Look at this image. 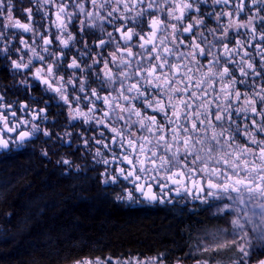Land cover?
I'll return each instance as SVG.
<instances>
[{
  "label": "snow or ice",
  "instance_id": "1",
  "mask_svg": "<svg viewBox=\"0 0 264 264\" xmlns=\"http://www.w3.org/2000/svg\"><path fill=\"white\" fill-rule=\"evenodd\" d=\"M204 2L207 3L208 0ZM230 2L231 0H212L215 5H228ZM145 3L147 9L158 8L162 12L166 11V19L153 16L148 21L151 31L147 33V39L128 26L129 22L140 26L139 18L144 16L147 9L139 6ZM251 3L260 5L264 4V0H251ZM50 4L55 8L53 24L60 31H66L73 16L80 13L84 17L78 20L82 34L86 21L87 27L99 26L102 33L105 31L103 23L107 22L113 25L126 45L134 36L143 41L138 45L143 52L134 60L133 57L138 54L130 47L121 48L112 32H107L108 40L100 39L97 47L115 44L116 51L109 55L112 63L117 65L118 71L113 72L109 61L103 60L104 79L101 86L107 90L106 82L117 94L112 95L109 92L108 95L101 96L96 89H91V96H84L91 104L87 112L79 107L70 112L72 119L83 118L86 124L94 121L96 125H104L114 134L111 143L123 150L119 156L112 153L111 160L105 158L102 163L110 165L119 162L129 167L116 168V174L106 169L101 174L104 177L101 182L118 184L121 179L127 181L132 185V189L126 190V196L116 198L133 203L137 202L133 191L140 193L148 203H164V189L168 185L162 183L163 180L177 186L169 188V191L189 193L192 199H198L203 204H208L211 200L214 204L222 205L217 206V213L221 217H232L228 221L232 239L212 235L201 241L198 251L201 255L209 254V259L197 260L195 264H219L212 254L221 253L228 248H235L240 254V258L233 261V264H248V259L255 249L246 231L247 225L250 224L252 231L258 233L256 247L264 248V15H259L261 9L256 8V14H246L245 21L239 20L240 13L246 7L244 0H240L235 13L223 10L218 13H205L206 16L215 15L217 22L222 17H228L227 24L221 25V36L218 39L222 50L218 54L212 50L216 45L204 36L203 31L199 32V36L201 43L207 45V49L196 42L193 30L203 26L204 20L190 15L192 11L200 12L199 5L194 4L193 0H164V4L170 5L166 10L163 4H157L156 0H83L72 5L75 12L67 11L69 5L64 0L58 4L55 0H41L37 10L48 16V11L44 9ZM86 5H90L92 10H88ZM106 6L111 10L102 15L101 10H105ZM15 7L13 0H0V29H3L0 30V41L5 39L6 30L10 28L25 33L31 32L33 37L37 34L31 23L32 8L20 9L28 20V23H24L14 17ZM186 18L190 22L185 25ZM115 20L120 21V26H115ZM257 20L260 21L259 27ZM240 29L248 30L247 41L237 39L235 47L232 48L223 43L230 30L239 34ZM207 31L215 35L217 29L209 28ZM184 33H189V43L186 47L190 50L186 52L179 50V45L185 43ZM40 38L43 51L48 52L47 45L52 43L51 39L45 38L43 34ZM56 39L67 48L75 37L69 33L66 40L60 39L59 36ZM257 40L259 42L253 45V55L247 47ZM19 43L28 48L31 55L27 62L23 55L11 60L12 68L31 71L34 67L33 60L40 61L41 66L35 68L32 78L46 85L45 91L56 93L60 100L71 106L72 101H69L66 94L64 77L57 78L59 87L54 86L48 79L55 77V73L60 70L61 57L57 56L52 63H47L45 57L26 40L21 39ZM169 44L172 47H169ZM148 45L152 46L151 49ZM12 51L22 53L23 49L13 48ZM0 52L7 54L8 44L0 48ZM117 53L121 55L118 56ZM233 56H239V60H234ZM257 56L259 66L255 62ZM170 57L175 62H170ZM198 57L207 63H202ZM145 60L149 61L146 67L143 65ZM100 62L101 60H93V64ZM67 67L79 69L81 65L73 58ZM257 78L261 81L259 85L256 84ZM117 82L119 87L115 88ZM19 83L31 87L27 80ZM67 83L75 85V80L70 77ZM238 85L249 90L241 91ZM79 91H85L83 81ZM3 101L4 95L0 94V151L10 150V144L16 149L22 148L41 131L45 136H52V132L41 129L35 123L31 124L30 130L22 129L21 125H29L30 121L17 117L15 111H10L6 116L4 110L13 106L4 104ZM74 101L79 105L80 96H75ZM94 101H103L107 106L106 111L100 110V116L95 115L97 107ZM27 107V104L20 105L21 110ZM149 110L152 114H147ZM44 111L40 109L32 119ZM10 117L14 118L11 126ZM44 119H47V116ZM119 122H122L120 127L113 126ZM133 126H136V131L132 130ZM141 132L144 134L141 135ZM12 133L16 134L14 138L10 135ZM65 135L71 136V133ZM239 138H243L244 142H239ZM93 140L96 144L103 143L95 140V137ZM84 143L87 144L88 141L85 140ZM103 146L111 152L108 144ZM42 155L47 156L48 152L44 151ZM96 156H103V153L97 150ZM60 162L65 165L71 163L67 159L58 161ZM153 185L159 187V193L153 191ZM225 199L229 203H224ZM257 209L259 211H256ZM227 234L226 231L225 237ZM10 235L12 234L8 231L0 233V242ZM74 264H165V261L164 253H159L143 260L135 257L129 261H113L112 257H105L103 260L97 257L77 260ZM176 264H183V261L178 259ZM255 264H264V258L257 259Z\"/></svg>",
  "mask_w": 264,
  "mask_h": 264
},
{
  "label": "flooded vegetation",
  "instance_id": "2",
  "mask_svg": "<svg viewBox=\"0 0 264 264\" xmlns=\"http://www.w3.org/2000/svg\"><path fill=\"white\" fill-rule=\"evenodd\" d=\"M61 0H55V3H60ZM65 3H68L69 7L67 11L75 12V9L72 7L74 3L83 2V0H64ZM240 0H231L228 5L219 4L215 5L212 3V0H208L207 3L204 0H193L194 4H198L200 7V12L192 11L190 15L196 19H203L204 25L199 26L198 28H194L193 34L196 36V42L201 43V37L199 36V32L203 31L204 36L207 37L208 40L212 41L213 44L216 45L215 48L212 50L214 52H219L222 50V45L219 42V37L221 36V25L227 24L228 17H222L219 22L215 20V15L213 16H206L205 13H218L221 10L224 12H233L235 13L237 5L239 4ZM14 5V17L16 19L21 20L24 23H28V20L25 18V13L20 11V9L24 8H32V26L36 30V36L33 37V33L22 32L21 30L17 29H7L6 36L3 41H0V48H3L5 44L9 46V52L6 54L4 52H0V94L4 95V104H11L13 107L11 109H5L4 114L7 116L9 115L10 111H15L17 113V117H20L24 120H29V125H21L22 129L30 130L31 124L35 123L41 129H47L52 132V136L48 137L43 134V131L36 133L35 136L31 138L30 141L26 142L22 148L16 149L11 144L9 146L10 150L8 151H0V156L6 155L7 153L11 152H18L20 150H24L28 148L29 145L32 146H43L41 147V151H47V156H60L64 159L69 160L71 163L69 165H65L62 163L63 170L66 173H72L74 171L80 172H88L92 171L91 173L93 176L97 177L98 180H103L104 177L101 175L107 169L112 174L115 173V169L118 167H125L126 169L129 167L126 164L112 163L110 165H105L102 163V160L107 158L111 160L112 153H116L117 156L123 151L117 145L111 143L112 136L114 134L110 133L108 128L104 125H96L95 122L85 123L83 118L72 119L70 116V112L72 110L79 107L82 111L87 112L88 107L91 104L84 99V96L87 94L91 96V89H96L97 93L101 96L108 95L111 92L112 95H116V91L113 90L112 87H108L105 82V87L107 90H104L101 86V81L104 79L103 77V60L109 61V66L112 68L113 72H117L118 68L116 64H113L111 61V57L109 53L116 51L115 44H108L104 47H97V44L100 39L108 40L107 32H112L113 37L116 41L119 42L121 48L130 47L134 53L138 55L133 57V59H138L139 54H142L143 50L138 47L139 43H143L137 37H133V40L128 42L127 45L121 40L119 33L114 30L112 24L107 22L103 23L104 32L102 33L97 27H87V21L84 33H80L79 31V23L78 20L84 19L83 15L80 13H76L73 16L71 23H68V27L66 31H60L55 27L53 21L55 20L54 15V5L50 4L47 5L44 10L48 11V16H44L43 11H38L37 8L41 3V0H13ZM157 4H163L164 9L166 10L170 5L164 4V0H156ZM246 5L243 12L240 13L239 20L245 21L247 19V15L256 14V8H260L261 12L259 15H264V4L254 5L251 3V0H244ZM115 5H112L114 7ZM88 10H92L90 5H86ZM139 7H143L147 9V4L140 5ZM111 8L106 6L105 10H101V14H106V11H110ZM247 14V15H246ZM132 15V13H129ZM153 16H160L161 19H166V11H160L158 8L147 9L144 13L143 17H140V26H137L134 22H129V27H132L135 31L140 32L141 35H144L147 39V33L151 31L150 27L148 26V21ZM235 19V16L233 17ZM67 22V21H66ZM175 22V21H172ZM190 22L189 20H185L186 23ZM114 24L116 27L120 26V21L115 20ZM257 26L259 27L260 21H256ZM180 25H178L179 27ZM209 28L217 29L215 35L213 33L207 31ZM3 30V29H0ZM71 33L75 39L69 42L67 48L63 47L60 43V40L56 39L57 36L60 39H68V34ZM247 33L248 30L240 29V33L237 34L235 30H230L228 33V38L223 41V43H227L229 48L235 47V41L237 39L241 41H247ZM43 34L45 38L51 39L52 43L47 45L48 52L43 51V42L40 38V35ZM158 35H160L158 33ZM23 39L26 40L32 47L36 49L42 56L45 57V61L47 63H52L57 56L61 57L60 60V70L55 73V77H48L53 83L54 86L59 87V83L57 82V78L60 76L64 77V83L66 87V94L68 96L69 101H72L71 106L65 104L62 100L59 99L58 95L51 91H45L46 85H43L39 81H36L32 78V72L35 71L36 67L41 66V62L38 60H33L34 67L29 70H15L12 68L11 60H16L19 58L20 55H23L25 62H27L31 52L28 48H24L23 45L19 43V41ZM179 39V34H178ZM183 39L185 41L184 44L179 45V50L186 52L190 49L186 47L189 43V33L183 34ZM95 41V43H93ZM87 46H86V44ZM259 41H252L251 44L247 47V50L255 55L254 47L256 43ZM158 43V41H157ZM172 47L171 44L168 45ZM202 47H206L207 45L201 43ZM151 49V45L147 46ZM13 48H20L23 49L22 53L13 52ZM50 53L52 55H50ZM83 54V55H82ZM118 56L121 53H117ZM75 58L81 65L79 69H71L68 68L67 65L71 63L72 59ZM199 58V57H198ZM201 59L202 63H207L206 60L203 58ZM234 60H239V56H233ZM93 60H101L99 64H93ZM170 62H175L173 58H169ZM223 59L221 63H223ZM255 62L259 66V57H256ZM118 63V62H117ZM149 61H143V65L146 67ZM91 66V67H88ZM230 67H234L233 65H229ZM202 71H206V69H202ZM238 76L239 73H236ZM73 78L75 80V85H69L67 83L69 78ZM22 80H27L28 87L24 84L19 83ZM83 81L84 83V92L79 91L80 83ZM134 82V81H133ZM127 83V82H126ZM261 83L260 79H256V84L259 85ZM119 87V83L115 85V88ZM219 85L217 84V88ZM241 91L249 90L245 86L238 85ZM258 90V89H257ZM211 91V90H210ZM214 94V93H213ZM75 96H80V104L77 105L74 101ZM97 107V112L95 113L96 116L101 115V109L107 110V106L103 104V101H94ZM27 104L28 107L21 110L20 105ZM239 104V102H237ZM139 107L140 105L137 104ZM40 109H44L45 111L37 116L34 120L32 119L33 115L38 112ZM147 114H152L151 110ZM47 116V119L44 117ZM235 118V113H233ZM159 118V117H158ZM14 118H9V126L12 125V120ZM111 119V118H109ZM135 119V117H133ZM19 121H17L18 123ZM122 122L113 124L115 127H120ZM133 131H136V126H133ZM101 132L103 135H101ZM65 133H71V136L65 135ZM127 135V131L125 132ZM141 135L144 133L141 132ZM13 138L15 137V133L10 134ZM103 141L101 144H96L93 140ZM87 140L88 143L85 144L84 141ZM239 142L243 143V138H239ZM108 144L109 148H111V152L105 148L103 145ZM49 147V148H48ZM99 150L103 153V156H96V152ZM155 175V173H153ZM163 177V173H161V178ZM177 179H180L177 177ZM102 183V182H101ZM162 183H166L168 187L164 189L165 195V202L160 203L159 201L155 203H148L144 198L141 196L140 193L133 191L132 194L135 197L137 202L133 203L132 201H128L125 199H120V202L132 207H141V206H148V207H166L171 210H187V211H199L208 213L209 210L212 208H216L219 204H214L213 201L209 200L208 204L201 203L198 199H192V195L189 193H185L180 191H169V188H176V185H172L170 181H163ZM104 188H111L115 192V198L117 196H126L127 191L131 190L132 185H130L127 181H123L121 179L120 183L118 184H103ZM190 187V184L188 185ZM153 191L159 193V187L153 185ZM207 193L205 192L204 195ZM227 199L224 200V203H228ZM209 215V214H208ZM240 256V255H239ZM239 256L236 257L235 254L231 255V258H217L215 261H219V264H233V261L239 259ZM101 258V257H100ZM135 258V257H133ZM146 258V257H145ZM144 258V259H145ZM250 262L248 264H254L255 261L259 258H264V254L258 256L250 257ZM95 259V258H89ZM102 260L104 258H101ZM113 261L117 260L116 258H112ZM132 258H122L118 259L120 261H129ZM143 260V259H142ZM195 261L189 262L188 264H195ZM165 264H176V262L170 263L165 262ZM183 264H187L184 263Z\"/></svg>",
  "mask_w": 264,
  "mask_h": 264
},
{
  "label": "trees",
  "instance_id": "3",
  "mask_svg": "<svg viewBox=\"0 0 264 264\" xmlns=\"http://www.w3.org/2000/svg\"><path fill=\"white\" fill-rule=\"evenodd\" d=\"M41 147L0 156V233L12 234L0 242V264H74L159 253L170 263L197 259L192 254L198 236L216 223L208 214L129 207L92 171L66 173L58 163L62 157L44 156ZM233 254L240 255L229 248L214 259Z\"/></svg>",
  "mask_w": 264,
  "mask_h": 264
},
{
  "label": "rangeland",
  "instance_id": "4",
  "mask_svg": "<svg viewBox=\"0 0 264 264\" xmlns=\"http://www.w3.org/2000/svg\"><path fill=\"white\" fill-rule=\"evenodd\" d=\"M62 160H63V158H62ZM62 160H60V161H62ZM59 164L62 165V162H60ZM117 201L119 202L120 199H117ZM218 206H222V205H218ZM256 211H259V210L257 209ZM207 214H209L208 216H210V218H212L216 223H214L213 229H210L208 231H204L201 235L198 236V238H200L201 241H204V240H207L210 236L216 235L218 237H224V238L229 239V240L232 239L231 225L228 222L232 217L231 216L221 217V215L217 213V207L212 208V210H209V212ZM257 222H259V221H257ZM226 231L228 234L225 237ZM246 231H248L249 238L251 239L252 244H253L254 249H255V251H253V253H252V256H258V255L264 254V248L256 247V245H257L256 237H257L258 233L252 231V226L250 224L246 226ZM200 242H199V244H200ZM199 244H198V246H199ZM214 254L215 253H213L212 256L215 258L216 256ZM192 256L194 258H197V259H194L196 261L209 259V254L201 255L198 251V247L195 248V251L193 252ZM239 258H240V256H239ZM250 259L251 258L248 259V263L250 262Z\"/></svg>",
  "mask_w": 264,
  "mask_h": 264
}]
</instances>
